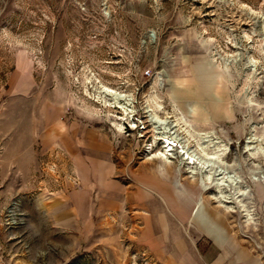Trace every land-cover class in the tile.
Listing matches in <instances>:
<instances>
[{
    "label": "rangeland",
    "instance_id": "rangeland-1",
    "mask_svg": "<svg viewBox=\"0 0 264 264\" xmlns=\"http://www.w3.org/2000/svg\"><path fill=\"white\" fill-rule=\"evenodd\" d=\"M169 134L201 161L197 141L224 149L218 176L240 179L226 202L217 175L205 189L181 154L154 156ZM253 176L264 0H0V264H177L146 228L195 201L229 239L262 247ZM183 222L204 235L202 219Z\"/></svg>",
    "mask_w": 264,
    "mask_h": 264
},
{
    "label": "crops",
    "instance_id": "crops-1",
    "mask_svg": "<svg viewBox=\"0 0 264 264\" xmlns=\"http://www.w3.org/2000/svg\"><path fill=\"white\" fill-rule=\"evenodd\" d=\"M137 199L139 200L135 204L143 209V195ZM126 201L127 204L131 202L128 197ZM200 207L201 202L195 201L191 211L186 213L182 211L185 213L184 216L173 209L169 214L163 210L155 212L156 232L149 233L151 229L149 226L145 234L168 237L172 243V250L168 253L163 254L157 250L159 257H167L177 264H264V246L251 247L229 239L228 231L215 224L209 213L203 216L200 213L197 217ZM190 215L195 225H197L196 220L202 219L203 223L197 228L204 235H198L194 228L187 227L185 230L182 226L185 223L183 221L190 218ZM139 233L143 235V228Z\"/></svg>",
    "mask_w": 264,
    "mask_h": 264
},
{
    "label": "bare ground",
    "instance_id": "bare-ground-1",
    "mask_svg": "<svg viewBox=\"0 0 264 264\" xmlns=\"http://www.w3.org/2000/svg\"><path fill=\"white\" fill-rule=\"evenodd\" d=\"M110 92H114L113 90H109ZM115 93V92H114ZM120 107V106H119ZM124 107V106H123ZM127 108H125L124 110H126ZM131 110V109H130ZM128 112H129V109H128ZM132 112V111H131ZM130 112V113H131ZM122 113V112H121ZM124 114V113H123ZM129 114V113H128ZM123 116V115H122ZM125 116V115H124ZM127 117V116H126ZM129 118V116L127 117ZM187 127V126H186ZM167 131V130H166ZM165 132V131H164ZM170 132V131H169ZM168 133V132H167ZM166 134V133H165ZM173 134V133H171ZM193 133H191L192 135ZM195 134V133H194ZM197 134V133H196ZM202 134V133H201ZM193 136V135H192ZM191 136V137H192ZM195 136V135H194ZM198 136V135H197ZM164 139L162 141V149L160 150V152H158V154H156L155 152V155L154 156H157V157H165V159H169V158H177L179 154H181L182 157L186 158L187 159V162L188 164H191V174L192 176L194 177V174L197 173V171L200 169L202 172H204L205 174L202 176V180H203V187L207 188V183H210L211 182V178H212V175L215 176V175H220L222 173H225L223 168H216L214 165L216 164V162H219V160L222 159V156L224 155V149L222 150H206L202 144L200 142L197 141V145L200 146V150L203 151V161H201L199 159V156L197 155V152L195 150H189L185 147L184 144H182L179 139L174 135H165L163 136ZM204 137V135H203ZM200 138V137H198ZM199 140V139H197ZM208 140V139H207ZM249 141V140H248ZM155 142V141H154ZM205 142V141H204ZM211 142V141H210ZM208 145V144H207ZM210 146V145H209ZM196 147V146H194ZM197 148V147H196ZM210 149V148H208ZM199 150V151H200ZM252 155H254L255 153L252 152L251 153ZM155 158V157H154ZM202 158V157H201ZM164 160V159H163ZM170 161V159H169ZM215 163V164H214ZM223 163V162H222ZM221 163V164H222ZM214 164V165H213ZM224 164V163H223ZM228 174V173H227ZM235 175V174H234ZM216 176V186H217V191H218V195H214L215 198H218V202L220 204H223V202H226L227 201V198L228 196L226 194H223V191H222V187L224 186H227V184L229 185V183H233L234 184H237L240 182V179H238V177H235L233 175H221V176ZM214 178V177H213ZM252 179L254 181H258V180H261V179H264V176H253ZM214 180V179H213ZM239 185V184H237ZM236 186V185H235ZM230 187V186H229ZM234 187V186H232ZM237 187V186H236ZM205 188V189H206ZM235 189V188H234ZM246 194V191H242L241 194ZM229 200V199H228ZM249 212V211H248ZM248 217H251V216H248Z\"/></svg>",
    "mask_w": 264,
    "mask_h": 264
}]
</instances>
